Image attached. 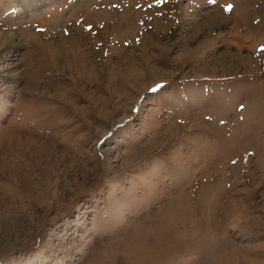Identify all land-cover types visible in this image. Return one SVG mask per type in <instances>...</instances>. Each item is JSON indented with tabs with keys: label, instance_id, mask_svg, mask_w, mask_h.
Returning a JSON list of instances; mask_svg holds the SVG:
<instances>
[{
	"label": "rangeland",
	"instance_id": "374dc122",
	"mask_svg": "<svg viewBox=\"0 0 264 264\" xmlns=\"http://www.w3.org/2000/svg\"><path fill=\"white\" fill-rule=\"evenodd\" d=\"M0 264H264V0H0Z\"/></svg>",
	"mask_w": 264,
	"mask_h": 264
},
{
	"label": "bare ground",
	"instance_id": "6f19581e",
	"mask_svg": "<svg viewBox=\"0 0 264 264\" xmlns=\"http://www.w3.org/2000/svg\"><path fill=\"white\" fill-rule=\"evenodd\" d=\"M201 193H202V196H203V195H204V193H203V190H202V189H201V192H200V195H199V196H201ZM169 221H170V220H169ZM172 222H173V220H172V221H170V222H169V224H170V223H172Z\"/></svg>",
	"mask_w": 264,
	"mask_h": 264
},
{
	"label": "snow or ice",
	"instance_id": "6c2138e0",
	"mask_svg": "<svg viewBox=\"0 0 264 264\" xmlns=\"http://www.w3.org/2000/svg\"><path fill=\"white\" fill-rule=\"evenodd\" d=\"M229 8H230V6H229Z\"/></svg>",
	"mask_w": 264,
	"mask_h": 264
}]
</instances>
